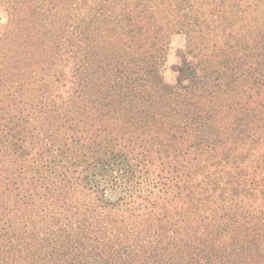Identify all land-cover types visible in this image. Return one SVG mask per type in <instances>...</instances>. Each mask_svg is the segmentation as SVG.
I'll list each match as a JSON object with an SVG mask.
<instances>
[{"label": "trees", "instance_id": "trees-1", "mask_svg": "<svg viewBox=\"0 0 264 264\" xmlns=\"http://www.w3.org/2000/svg\"><path fill=\"white\" fill-rule=\"evenodd\" d=\"M0 8V264H264V0Z\"/></svg>", "mask_w": 264, "mask_h": 264}, {"label": "rangeland", "instance_id": "rangeland-1", "mask_svg": "<svg viewBox=\"0 0 264 264\" xmlns=\"http://www.w3.org/2000/svg\"><path fill=\"white\" fill-rule=\"evenodd\" d=\"M5 21L4 13L0 8V25ZM185 48V40L181 36H175L172 40L171 50L168 58V62L162 71L163 79L168 84H174L176 81L175 71L182 64V53Z\"/></svg>", "mask_w": 264, "mask_h": 264}]
</instances>
